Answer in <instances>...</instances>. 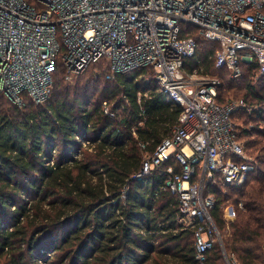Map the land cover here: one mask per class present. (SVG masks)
Masks as SVG:
<instances>
[{"label": "trees", "instance_id": "obj_1", "mask_svg": "<svg viewBox=\"0 0 264 264\" xmlns=\"http://www.w3.org/2000/svg\"><path fill=\"white\" fill-rule=\"evenodd\" d=\"M188 28L197 49L185 67L219 80L216 103L240 94L242 85L244 106L232 119L255 164L239 187L206 190L220 243L204 264H224L223 254L264 264V74L256 77L257 65L242 62L231 79L215 67L219 44ZM96 66L103 79L73 80L79 74L66 82L58 62L41 103L23 93L17 106L0 92V264H194L193 231L165 185L172 162L139 177L146 158L172 135L180 110L154 88L151 71L112 75L102 59L83 72ZM227 204L233 220L224 218Z\"/></svg>", "mask_w": 264, "mask_h": 264}, {"label": "built area", "instance_id": "obj_2", "mask_svg": "<svg viewBox=\"0 0 264 264\" xmlns=\"http://www.w3.org/2000/svg\"><path fill=\"white\" fill-rule=\"evenodd\" d=\"M38 3L39 8L24 0H0V92L17 106L23 93L34 103L43 102L58 62L66 82L102 59L112 75L151 71L154 88L180 114L172 135L143 162L139 177L172 162L165 169V185L176 196L180 221L193 231L194 264H204L206 254L220 243L210 214L214 197L206 190L239 187L255 164L232 119L243 102L217 104L219 80L185 67L197 49L188 27L219 44L215 67L226 68L231 79L240 76L242 62L255 63L259 77L264 74V0ZM102 109L114 117L107 104ZM234 217V207L227 204L224 218ZM223 255L226 264H238Z\"/></svg>", "mask_w": 264, "mask_h": 264}, {"label": "rangeland", "instance_id": "obj_3", "mask_svg": "<svg viewBox=\"0 0 264 264\" xmlns=\"http://www.w3.org/2000/svg\"><path fill=\"white\" fill-rule=\"evenodd\" d=\"M263 12H264V10H263ZM57 39L58 40H60V35H59V33H58V35H57ZM100 68H98L97 66L96 67H92V68H89L86 72H83L82 74H80L78 77H76V79H73V80H77V79H79V80H81V81H85L86 79H89V78H91L92 80L93 79H95V78H98V80L99 79H103V76L101 75V74H99V73H101L100 72V70H99ZM219 75V73H216V74H214V76H218ZM102 76V77H101ZM100 77V78H99ZM227 79V78H226ZM226 79H224V80H226ZM72 80V81H73ZM97 80V81H98ZM101 81V80H100ZM238 87H237V91L238 92H240V94H238V95H230V97H228V99H231V100H229V101H227L226 103H229V102H236V103H239L240 101H238V100H240V99H242V93L244 92L243 91V89H242V85H237ZM239 88H240V90H239ZM257 91H259V86H257ZM226 101V100H225ZM242 102V101H241ZM248 102H250V103H253V100L252 99H250L249 98V100H248ZM226 103H224V104H226ZM240 118H241V116L240 117H238L237 116V119H238V123H239V125L240 124H242V122H241V120H240ZM242 119V118H241ZM242 142V141H241ZM223 262H224V264H225V259L223 260Z\"/></svg>", "mask_w": 264, "mask_h": 264}]
</instances>
